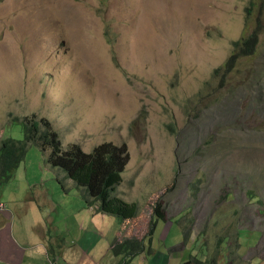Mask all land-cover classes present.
<instances>
[{
  "label": "rangeland",
  "instance_id": "374dc122",
  "mask_svg": "<svg viewBox=\"0 0 264 264\" xmlns=\"http://www.w3.org/2000/svg\"><path fill=\"white\" fill-rule=\"evenodd\" d=\"M246 39L257 43L243 53ZM28 117L48 121L60 153L127 146L110 197L141 219L162 198L170 217L145 249L154 240L182 262L264 264V0H0V137L22 142ZM41 145L0 169V228L57 264H89L64 260L85 251L119 264V219L51 169ZM157 254L149 264L166 261Z\"/></svg>",
  "mask_w": 264,
  "mask_h": 264
},
{
  "label": "trees",
  "instance_id": "16d2710c",
  "mask_svg": "<svg viewBox=\"0 0 264 264\" xmlns=\"http://www.w3.org/2000/svg\"><path fill=\"white\" fill-rule=\"evenodd\" d=\"M256 43L257 40L253 42L250 39L247 42L246 39L240 50L246 53L248 45H256ZM231 61L229 59L226 62V70L229 69ZM20 121H23L25 138L22 142H19L21 146L15 145L11 141L1 140V169L13 168L21 163L24 154L23 146L26 145V141L42 142V149L49 152L47 158L49 167L64 171L66 178L74 183L75 189L83 194L89 205L98 204L100 213L118 218L117 222H120L121 231L126 229L136 231L135 235L131 232V240L118 246L115 245L113 254L115 256L125 255L126 258H134L140 255L146 247L145 242L147 239L153 237L157 221L168 222L170 217L166 215V204L163 206L162 198H159L161 196L157 197L155 195V198H159V201L153 202L154 205L152 206L148 202L149 204L145 207V210L150 209L151 211V216L148 219H141L145 213L139 211L136 205H128L120 202L115 197H110V193L119 185L121 174L129 164L127 146H115L111 143H105L96 147L91 154H85L82 149L74 145L65 152L60 153V141L56 138L57 135L50 130L48 121L44 119L37 120L36 117H31L29 121L26 118ZM43 127L46 130L41 133ZM255 201H258L257 198Z\"/></svg>",
  "mask_w": 264,
  "mask_h": 264
},
{
  "label": "clouds",
  "instance_id": "9594fccd",
  "mask_svg": "<svg viewBox=\"0 0 264 264\" xmlns=\"http://www.w3.org/2000/svg\"><path fill=\"white\" fill-rule=\"evenodd\" d=\"M26 119H28V121H29V117L28 118H26ZM17 121V120H16ZM17 124L18 125H20V127H21V129H22V131H23V134L25 135V131H24V128H23V121H17ZM258 133V132H257ZM24 138H25V136H24ZM0 139L1 140H3V141H11V142H13L15 145H18V146H21L20 144H19V142L17 141V140H14V139H12V138H1L0 137ZM34 141V140H33ZM33 141H29V142H27L26 141V145H24L23 146V150H24V154H23V159H22V161L24 160V156H25V148H26V146H27V144H29V143H32ZM1 145H2V142L0 141V147H1ZM43 152H45V154H49V152H47V150H43ZM49 156V155H48ZM48 158V157H47ZM22 161H21V163H22ZM46 164H47V159H46ZM20 163V164H21ZM19 164V165H20ZM48 165V164H47ZM49 166V165H48ZM2 168V166H1V164H0V169ZM52 169V168H51ZM53 170H59V169H53ZM59 171H61V170H59ZM62 172V171H61ZM63 173V172H62ZM65 177V176H64ZM65 179H67L66 177H65ZM68 181H70L69 179H68ZM70 182H72V181H70ZM73 183V182H72ZM74 184V183H73ZM75 186V185H74ZM247 199V198H246ZM252 201L253 202H258V201H255V199H252ZM1 227H3V226H1ZM126 230H128V229H126ZM117 235H120V236H117ZM131 235H132V233H131V231L130 230H128V232L127 233H123V231H121L120 230V233H116V237L114 238V239H121V240H123V243L125 242V241H129V240H131ZM145 243H147V241L145 242ZM149 243H152L148 248H146V249H144V251L140 254V255H138V256H136V257H134L133 258V260H128L129 258H126V257H123V256H115L114 254H113V251H112V247L110 246V249H109V251L110 252H112V255L115 257V258H119L120 259V261H119V264H131V263H133V262H136V261H138L140 258H146V259H151V258H153V256H154V254H157V251H161V254H159V256H161V255H164L163 253L165 252H167V254H165V255H167V256H173V259L172 260H177L176 259V256H175V254L173 253V252H168V251H162V250H157L156 248H154V240H151V241H149ZM111 245H112V243H111ZM115 245H119L118 243H115ZM204 247V246H203ZM204 248H206V247H204ZM89 252H83V254H81L78 258H76L77 260L79 259V258H81L83 255H85V256H87V258L89 259V260H91L90 259V257H89V254H88ZM196 253H199L200 254V257H202V258H204V260H206L207 261V258H209L208 256H207V254L206 253H204V254H206V257H204V254L203 255H201V253H200V251L199 252H196ZM195 254V253H194ZM158 255V254H157ZM188 258H195L194 256H193V253L191 254V253H189V257ZM59 259H55L54 261H48V263H46V264H57V261H58ZM180 260V262H181V264H190V262L191 261H194V262H196V264H201V262H197L196 260H188L189 262H187V261H184V262H182L181 261V259H179ZM177 261H172V264H175ZM0 264H10V263H7V262H5V263H1V260H0ZM69 264V263H68ZM202 264H207V263H202Z\"/></svg>",
  "mask_w": 264,
  "mask_h": 264
},
{
  "label": "crops",
  "instance_id": "0c3cea01",
  "mask_svg": "<svg viewBox=\"0 0 264 264\" xmlns=\"http://www.w3.org/2000/svg\"><path fill=\"white\" fill-rule=\"evenodd\" d=\"M0 244L3 243H11L13 244L12 246L15 249V254L14 257L15 259L12 262H7L10 264H43V263H38V260L42 259V252L40 251H35L34 248H31V252H33V254L31 252L28 251V249H26V251L23 253L21 250L23 248H21L19 245H17L15 243L14 240H12V233H11V228H6V227H2L0 228ZM1 254V253H0ZM163 258L166 259V261H163V264H172V261H177L175 264H181L180 260H172L173 256H167V255H161ZM13 257V258H14ZM157 258V254H154L153 258L151 259H146V258H140L138 261H136V263L138 264H149L153 261H155V259ZM76 257H71V258H65V261L71 260L73 262V260H75ZM84 260H89L87 258V256L83 257ZM89 264H95V262L93 260H89ZM162 264V262H161Z\"/></svg>",
  "mask_w": 264,
  "mask_h": 264
},
{
  "label": "bare ground",
  "instance_id": "6f19581e",
  "mask_svg": "<svg viewBox=\"0 0 264 264\" xmlns=\"http://www.w3.org/2000/svg\"><path fill=\"white\" fill-rule=\"evenodd\" d=\"M37 118V117H36ZM37 120H41V119H38L37 118ZM114 197V196H113ZM1 240V239H0ZM126 242V241H125ZM124 242V243H125ZM113 243H118V244H123V243H121L118 239H115L114 240V242ZM34 248V250L35 251H40V252H43V253H45V254H47V259H48V261H54L55 259H60V256L57 254L53 259H50L49 258V251L46 249V248H44L42 245L41 246H38V245H36V246H34L33 247ZM10 253L12 252V250H8ZM23 253L26 251V248H23L22 250H21ZM11 256L12 255H2V254H0V260H1V263H5V262H12L14 259H15V257L13 258L12 257V260H11Z\"/></svg>",
  "mask_w": 264,
  "mask_h": 264
}]
</instances>
